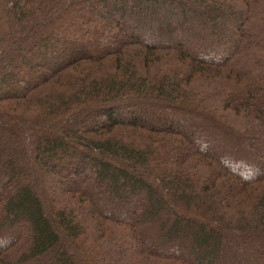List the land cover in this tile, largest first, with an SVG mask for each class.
<instances>
[{"label": "trees", "instance_id": "16d2710c", "mask_svg": "<svg viewBox=\"0 0 264 264\" xmlns=\"http://www.w3.org/2000/svg\"><path fill=\"white\" fill-rule=\"evenodd\" d=\"M0 264H264V0H0Z\"/></svg>", "mask_w": 264, "mask_h": 264}, {"label": "rangeland", "instance_id": "374dc122", "mask_svg": "<svg viewBox=\"0 0 264 264\" xmlns=\"http://www.w3.org/2000/svg\"><path fill=\"white\" fill-rule=\"evenodd\" d=\"M218 141H216V140H214L212 143H211V148L212 147H216L217 145H218V143H217ZM234 145V144H233ZM222 146V145H221ZM87 178H89V176L87 177ZM153 232H151L150 234H152ZM24 235V234H23Z\"/></svg>", "mask_w": 264, "mask_h": 264}]
</instances>
